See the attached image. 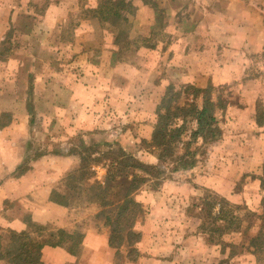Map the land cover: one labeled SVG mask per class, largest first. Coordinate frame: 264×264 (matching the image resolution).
I'll return each instance as SVG.
<instances>
[{"label": "crops", "instance_id": "crops-1", "mask_svg": "<svg viewBox=\"0 0 264 264\" xmlns=\"http://www.w3.org/2000/svg\"><path fill=\"white\" fill-rule=\"evenodd\" d=\"M220 4L218 9H205L207 14L202 15V18L215 17L212 26L195 31L197 37L189 33L180 35L158 52L138 46L131 60L117 61L113 60V51L106 49L58 64L57 83L67 94L62 105L52 111L64 127V139L76 134L94 140L102 136L106 142L117 141L144 165L159 166L156 149L148 145V150L143 149L141 143H150L155 110L168 84L203 88L207 84L230 83L247 74V55L264 66V0H221ZM133 5L138 12L147 14V7L139 0H134ZM3 11L0 22L11 21L14 12L9 16L7 8ZM249 77L245 78L247 83H256L255 77ZM46 81L34 79L31 89L32 86L37 89V85L45 88ZM18 116L24 117L20 119L24 127L17 125L16 117L0 127V203L17 201L20 211L7 219L0 216V230L27 232L24 222L27 214L40 226L53 224L56 229L70 233L78 230L83 234L75 255L66 246H44L40 251L42 263L115 264L114 250L108 246L105 232L99 233L95 228L94 210L80 219L73 209L49 201L50 192L56 190L53 184H58L76 166L77 156L67 152L61 156L46 154L29 161L22 173L16 171L24 159L17 149H22L27 139L21 137L30 132L29 115L20 112ZM7 150H14V156L6 155ZM210 151L209 147L203 156L204 166L198 162L190 170L172 172L167 177V168L160 169L166 174L159 185L141 188L136 194L143 210L134 225L140 234L138 256L125 264H254L251 250L233 253L228 247L224 249L220 240L210 243L199 229L200 220L189 216V211L193 214L200 211L196 206L191 208L190 202L199 199L202 192L211 191L222 197L231 192L229 187L225 191L224 183L225 179H232L231 174H225L223 167L220 170L208 167L206 155ZM97 170L98 179L102 180L104 170ZM233 196L231 201L237 203L240 194ZM1 210L4 208L0 205ZM246 259L253 262L245 263ZM0 264L6 263L0 259Z\"/></svg>", "mask_w": 264, "mask_h": 264}, {"label": "rangeland", "instance_id": "rangeland-1", "mask_svg": "<svg viewBox=\"0 0 264 264\" xmlns=\"http://www.w3.org/2000/svg\"><path fill=\"white\" fill-rule=\"evenodd\" d=\"M97 1L0 0V15L4 14L5 8L9 10V16L14 12L11 21L3 19L0 22V125H7L13 117H16L17 125L21 124L24 127L20 120H24V117L18 115L25 108L26 102V108L30 115L28 119L30 132L25 137H21L22 140L26 137L27 139L22 149H17L19 154H27L32 157L49 147L55 150H66L69 148V145L66 144L67 140L72 145L73 142L75 143L76 139L73 140L71 137L64 139V127L57 121L54 111H52L54 107L61 106L65 101L62 87L57 83V75L60 71L58 64L74 57L87 53L92 55L106 49L113 51V60L117 61L131 60L138 46L148 47L158 52L159 49L180 35L189 33L197 37L195 31L199 32L202 26L205 28L208 25L212 26L216 22L215 17L202 18V15L206 16L205 9H218L217 6L221 3V0H152L151 2L156 7L151 8L139 0L147 7L145 15L138 12L136 6L133 5L134 0H129L130 6L124 13L125 20L112 26L108 22H99L92 17L90 10L96 7ZM207 4L209 5L206 6ZM49 15L52 16L50 20ZM69 46L70 49H66ZM246 61L247 74L243 73L239 79L232 80L230 83L214 86L207 84L203 88L211 87L212 98L219 97L228 103L226 112L217 117L221 136L217 143L210 147L211 151L206 155V163L213 170H220L223 167L225 174H231L232 179L224 180L225 191L228 190L227 187L231 188L230 194H226L228 199L225 198L231 205L237 207L236 213L243 218L245 227L243 230L246 235L253 236L260 227L258 215L262 212L261 202L264 198V189L259 184V179L264 176L262 173L264 160V66L256 58L250 60L248 55ZM260 74L262 75L260 76ZM248 75L255 77L256 83H247L245 78H250ZM36 78L47 80L45 88H40L37 85V89H33L32 86L30 91V84L34 79L36 81ZM186 85L173 86L174 91L180 93V103L187 98V95L183 94V87ZM189 98L190 96H188ZM174 104L176 103H172V106ZM241 109L244 112L240 111ZM11 112L12 117L8 120V113ZM256 123H262V125L257 126ZM188 136L187 134L185 138L188 139ZM103 139L102 136L96 138L98 142ZM85 140L96 142L92 137H87ZM145 145L141 143V147L148 150L149 147ZM177 145L178 143L170 146L171 157L178 156ZM101 150L104 149L101 148ZM155 151L159 155V152ZM5 153L8 156L11 154L14 156L15 152L7 150ZM211 154L213 157H210ZM199 158L202 167V165L204 166L202 164L204 157L200 156ZM165 161L169 166V160L165 159ZM10 165L12 163L8 164V166ZM21 168L25 169L23 165ZM144 168L151 176H146L147 182L142 187L143 190H146L144 189L146 187L156 188L167 173L156 176L157 170L151 167ZM166 168V166L160 165V169L165 170ZM98 172L99 170L96 168L97 179L100 177ZM239 172H241L240 177H237ZM142 176L144 175L142 174ZM167 176L168 174L165 175V177ZM98 180L101 182L100 179ZM59 183L53 184L57 194H67L68 186L60 181ZM204 194L215 195L210 191L202 192V196ZM235 194H240L237 203L231 201ZM229 196L232 197L229 198ZM0 205L4 208L0 211V216L5 219L20 211L17 201L6 200ZM190 206L199 208L198 199H192ZM93 210L96 209L80 208L77 210L78 217L83 219V217L92 214ZM188 213L190 217H195L201 223L203 222L201 211L194 212V214L192 211ZM141 215L142 213L136 217L135 223L140 220ZM24 222L28 231L25 236L19 237L22 243L57 240V229L53 227V224L40 226L33 222L27 214L24 215ZM15 234L19 233L0 230L1 260H4L6 264H10L12 255L20 246ZM212 236H214V241L220 240L219 242L224 245L223 248L228 247L230 252L239 251L242 253L245 251L244 247H240V243L245 244V240L236 234L222 235L218 238L215 235ZM127 251L126 248H121L119 252L122 253L117 254L114 263L129 262L125 258ZM254 260V264H262L264 251L256 252ZM250 262L253 261L245 260V263Z\"/></svg>", "mask_w": 264, "mask_h": 264}, {"label": "trees", "instance_id": "trees-1", "mask_svg": "<svg viewBox=\"0 0 264 264\" xmlns=\"http://www.w3.org/2000/svg\"><path fill=\"white\" fill-rule=\"evenodd\" d=\"M141 1L151 8L156 7L151 2L152 0ZM129 6V0H98L96 7L90 12L97 21H105L116 26L125 20L124 13ZM183 94L187 95V98L180 103V93L174 91L173 85L168 84L165 87L155 110L156 119L150 143L146 144L159 152L158 162L167 167L168 175L176 171L190 170L199 165L197 164L199 157L204 156L208 148L214 145L221 136L217 115L224 114L228 106V103L221 98H212L209 86L198 88L186 85L183 87ZM62 95H66L64 90H62ZM188 96H190L189 99ZM172 103L176 104L172 106ZM26 105L27 102L22 112L25 111L29 115ZM8 114V120H10L12 112ZM259 125L262 123H258ZM4 126L0 125V127ZM187 134L188 139L185 138ZM71 139H76L77 144L76 140L75 143L72 141L73 145L67 140L66 144L69 148L66 150H55L49 147L36 156L21 154L24 158L23 163L16 168V171L19 170L18 173H22L25 171L21 168L22 165L25 167L29 161L46 154L61 156L67 152V155L77 156L76 166L60 179V182L68 186V193L57 194L56 190H52L49 201L73 209L75 212L80 208L96 209L95 228L99 233L105 232L107 244L114 250V259L117 254L122 253L119 252L121 248H126L128 250L125 254L126 260L135 261L138 256L136 244L140 240V234L133 226L136 217L143 211L142 205L136 201L135 196L146 184V176H151L144 167L157 170L155 175L159 176V174L162 175L160 165H144L135 155L125 151L114 140L87 142L80 134L73 135ZM198 140L201 141L200 145L197 144ZM177 143L178 156L171 157L170 146ZM165 159L169 160V166ZM96 168L104 170L101 182L97 179ZM262 173L264 175V160ZM259 184L264 189V176L259 179ZM218 196L217 194H204L198 199L199 209L204 218L203 222L199 223V229L207 234L209 242H215L212 235L218 238L222 235L236 234L245 240V244L240 243V247L251 250L253 254L264 251V198L261 202L262 212L258 215L260 227L256 234L247 236L243 230L245 229L243 218L236 213L237 207L231 205L225 197ZM26 233L15 234L20 246L12 255L10 264H44L40 260V251L44 246H66L69 252L75 255L83 237L78 230L70 233L57 229L56 241L22 243L19 237L25 236ZM0 259H2V254H0Z\"/></svg>", "mask_w": 264, "mask_h": 264}]
</instances>
